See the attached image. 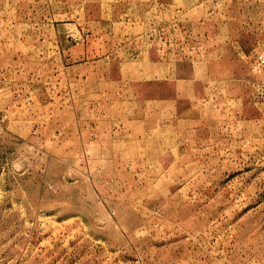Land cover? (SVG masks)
I'll use <instances>...</instances> for the list:
<instances>
[{
	"label": "rangeland",
	"instance_id": "374dc122",
	"mask_svg": "<svg viewBox=\"0 0 264 264\" xmlns=\"http://www.w3.org/2000/svg\"><path fill=\"white\" fill-rule=\"evenodd\" d=\"M0 264H264V0H0Z\"/></svg>",
	"mask_w": 264,
	"mask_h": 264
},
{
	"label": "built area",
	"instance_id": "2783aa9c",
	"mask_svg": "<svg viewBox=\"0 0 264 264\" xmlns=\"http://www.w3.org/2000/svg\"><path fill=\"white\" fill-rule=\"evenodd\" d=\"M4 116L0 114V131L3 129Z\"/></svg>",
	"mask_w": 264,
	"mask_h": 264
}]
</instances>
